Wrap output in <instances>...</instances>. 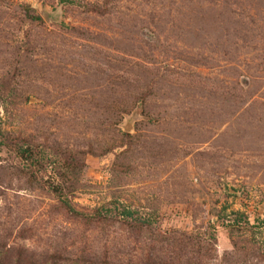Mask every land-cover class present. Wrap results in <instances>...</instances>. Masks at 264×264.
Returning <instances> with one entry per match:
<instances>
[{"label":"rangeland","instance_id":"obj_1","mask_svg":"<svg viewBox=\"0 0 264 264\" xmlns=\"http://www.w3.org/2000/svg\"><path fill=\"white\" fill-rule=\"evenodd\" d=\"M0 264H264V0H0Z\"/></svg>","mask_w":264,"mask_h":264},{"label":"trees","instance_id":"obj_2","mask_svg":"<svg viewBox=\"0 0 264 264\" xmlns=\"http://www.w3.org/2000/svg\"><path fill=\"white\" fill-rule=\"evenodd\" d=\"M25 16L30 21H36V22L40 21V19L36 16H29L27 13L25 14Z\"/></svg>","mask_w":264,"mask_h":264}]
</instances>
